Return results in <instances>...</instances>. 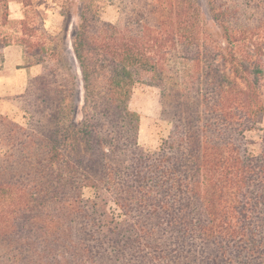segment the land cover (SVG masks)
Returning <instances> with one entry per match:
<instances>
[{"label": "trees", "instance_id": "1", "mask_svg": "<svg viewBox=\"0 0 264 264\" xmlns=\"http://www.w3.org/2000/svg\"><path fill=\"white\" fill-rule=\"evenodd\" d=\"M108 1L116 22L67 15L80 120L47 30L19 20L42 69L15 97L26 122L0 113V264H264V0ZM142 73L171 124L150 150Z\"/></svg>", "mask_w": 264, "mask_h": 264}, {"label": "rangeland", "instance_id": "2", "mask_svg": "<svg viewBox=\"0 0 264 264\" xmlns=\"http://www.w3.org/2000/svg\"><path fill=\"white\" fill-rule=\"evenodd\" d=\"M92 1L98 7L96 11L102 20L111 22L118 20V10L108 0H5V2H0V40L6 39L18 44L16 49H7L0 53V59L3 61L0 65V75L3 76L0 79L3 94L0 96V112L20 123L26 122L27 115L21 107V102L15 97L23 91L28 77L40 73L42 69L40 63L34 64L31 69L27 67L28 60L20 44L22 33L19 19L24 16L37 28L36 34H41L42 24L47 30L48 34H45L48 38L47 47L55 48L59 53L58 56L62 58L67 67L66 73L69 74L68 77L74 84L75 95L72 100L75 110L73 116L77 120L81 119L82 88L70 63L71 23L69 24L70 19L67 15L68 12H72L71 21L75 22L76 10L71 9L70 4L80 2L83 6H88ZM5 6H7L6 11ZM48 58L54 57L51 55ZM17 68L25 69L17 71ZM13 72H22V75H18L13 80L9 78ZM11 84H13L14 92L13 89L11 91L13 93L8 89ZM130 108L138 112L140 116L139 144L149 150L159 146L169 134L171 124L162 117L160 89L154 84L150 73H142L137 77L132 90ZM259 128L249 133V136L258 143L264 141V115ZM253 148L257 149L258 145H254ZM85 195H92L91 190H85Z\"/></svg>", "mask_w": 264, "mask_h": 264}, {"label": "crops", "instance_id": "3", "mask_svg": "<svg viewBox=\"0 0 264 264\" xmlns=\"http://www.w3.org/2000/svg\"><path fill=\"white\" fill-rule=\"evenodd\" d=\"M21 19H24V16L22 17V18H20L19 20H21ZM17 43H14V42H12L11 43V41H8V44L0 51V53H2V52H4V51H6L7 49H16L17 48ZM2 60L0 59V65L2 64ZM29 69H31L32 67H34V65H31V66H27ZM22 69H25V68H17L16 70L18 71V70H22ZM28 69V70H29ZM26 71V70H25ZM1 73V72H0ZM39 74V73H38ZM18 75H22V72H13V74H12V76L11 77H9V78H11V79H13V80H15L16 79V77L18 76ZM35 75H37V74H35ZM35 75H32V76H35ZM30 77V76H29ZM28 77V78H29ZM1 78H3V76L2 75H0V79ZM13 80H11V81H13ZM28 80V79H27ZM12 83H14V81L12 82ZM27 83V82H26ZM13 84H11V85H9V87H8V89H9V92H11L12 91V89H13V86H12ZM26 86V85H25ZM24 89H25V87H24ZM24 89H23V91H24ZM22 91V92H23ZM7 92H8V90H7ZM13 92H14V89H13ZM13 92H11V93H13ZM22 92H20V93H22ZM20 93H18V94H20ZM17 94V95H18ZM1 95H3L2 94V87L0 86V96ZM16 95V96H17ZM0 113H2V114H5V113H3V112H0ZM5 115H7V114H5ZM8 116V115H7Z\"/></svg>", "mask_w": 264, "mask_h": 264}]
</instances>
